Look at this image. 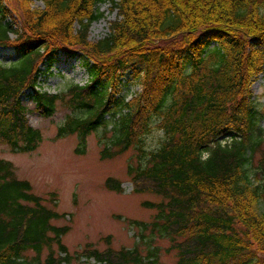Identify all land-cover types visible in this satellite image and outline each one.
Instances as JSON below:
<instances>
[{"label": "trees", "instance_id": "1", "mask_svg": "<svg viewBox=\"0 0 264 264\" xmlns=\"http://www.w3.org/2000/svg\"><path fill=\"white\" fill-rule=\"evenodd\" d=\"M8 1L0 0V143L36 152L43 133L28 115L50 119L61 106L57 139L77 135L84 155L95 135L104 161L135 149L133 191L163 201L143 203L158 211L153 222L129 221L134 248L116 250L109 236L104 251L89 244L72 255L63 242L71 226L54 225L66 215L0 159V264H161L156 238L170 241L176 264H264V95L251 91L264 73V0H15L20 15ZM105 4L118 17L91 42ZM62 54L83 60L89 81L44 91L41 77ZM124 85L141 89L128 99ZM154 132L163 140L146 151ZM105 187L125 191L115 178Z\"/></svg>", "mask_w": 264, "mask_h": 264}, {"label": "rangeland", "instance_id": "2", "mask_svg": "<svg viewBox=\"0 0 264 264\" xmlns=\"http://www.w3.org/2000/svg\"><path fill=\"white\" fill-rule=\"evenodd\" d=\"M10 8L18 15L20 11L15 0H9ZM34 8H43L41 0H33ZM103 18L95 22L90 31L91 42L105 38L110 32L111 23L118 17L111 4L100 6ZM3 49L0 48V52ZM45 71V68H42ZM130 77H127V82ZM89 74L83 60L68 58L64 54L49 72L41 77V89L51 93L64 91L70 83L85 85ZM125 81L123 84H125ZM139 86L122 88V95L128 99L140 91ZM251 91L256 97L264 95V73L253 81ZM23 101L30 109L34 104L27 96ZM263 101V99H261ZM67 110L59 106L57 114L46 119L37 113H30V124L43 133V142L39 149L31 154H14L7 145L0 143V159L10 161L21 180L29 181L34 193L46 200L47 206L55 208L66 218L54 222L57 226H71V231L63 242L72 255L81 253L87 245L104 251L108 247L107 238L112 237V248L132 249L139 243L138 230L129 221L151 223L158 211L143 206L144 202L160 203L161 196L145 193L136 194L133 189L128 167L138 163V152H128L112 159L100 158L98 139L92 135L88 139L87 151L84 155L76 154L79 144L77 135L57 139L58 126L62 124ZM162 132H154L145 140V150L152 151L159 147L163 140ZM115 178L123 183L124 193L117 194L106 189L107 179ZM150 235V232L146 233ZM155 247L161 249V264H176V252H167L170 247L168 239L156 238ZM141 248L146 253L148 246ZM48 252L43 254L46 257ZM73 264H82L75 260Z\"/></svg>", "mask_w": 264, "mask_h": 264}]
</instances>
